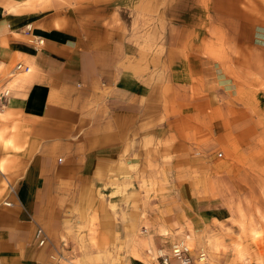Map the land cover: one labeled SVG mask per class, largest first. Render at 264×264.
Instances as JSON below:
<instances>
[{
    "label": "crops",
    "instance_id": "crops-1",
    "mask_svg": "<svg viewBox=\"0 0 264 264\" xmlns=\"http://www.w3.org/2000/svg\"><path fill=\"white\" fill-rule=\"evenodd\" d=\"M75 6L63 0H0V90L9 88L0 111V264H56L33 233L37 220L48 226L46 219H59L52 215L61 191L70 188L73 200L88 197L92 207L143 208L128 169L138 166L143 142L154 143L160 134L187 138L193 128L186 113L191 105L169 104L161 118L158 99L190 85L191 55L176 58L171 48L191 43L163 41L162 56L152 41L145 57L121 18L128 7ZM208 46V40L199 41L201 55ZM16 63L28 70L13 73ZM148 91L157 97L151 103ZM181 112L186 114L172 116ZM241 127L237 120L224 125L217 144L231 141ZM148 244L161 248L150 238ZM60 252L58 264H75L72 249Z\"/></svg>",
    "mask_w": 264,
    "mask_h": 264
},
{
    "label": "rangeland",
    "instance_id": "rangeland-1",
    "mask_svg": "<svg viewBox=\"0 0 264 264\" xmlns=\"http://www.w3.org/2000/svg\"><path fill=\"white\" fill-rule=\"evenodd\" d=\"M63 1L84 11L128 7L121 18L145 57L152 53V41L159 43L162 56L163 41L190 42L187 49L171 48L176 58L191 55L186 65L190 85L158 99L161 118L169 104L191 105L186 113L192 115L193 128L187 138L160 134L154 143L143 142L138 166L128 167L144 197L143 208L92 207L88 197L73 200L76 193L70 188L59 192L52 215L59 219H46L48 226L41 219L35 224L45 235L51 260L58 264L60 249H72L75 264H157L159 255L178 244L192 257L206 252L210 264L262 262L264 0ZM203 40L209 41L206 55L198 47ZM145 98L148 103L157 99L151 92ZM232 120L242 127L219 146L218 132ZM214 140V146L203 148ZM171 144L175 150H169ZM149 238L161 253L150 249Z\"/></svg>",
    "mask_w": 264,
    "mask_h": 264
},
{
    "label": "built area",
    "instance_id": "built-area-1",
    "mask_svg": "<svg viewBox=\"0 0 264 264\" xmlns=\"http://www.w3.org/2000/svg\"><path fill=\"white\" fill-rule=\"evenodd\" d=\"M37 43H41L40 40H36ZM28 67L25 65H22L21 63H16L13 66V73L17 71H27ZM12 73V74H13ZM9 95V90H0V109L5 105L6 99ZM218 157L221 155V153L216 154ZM60 161V159H58ZM7 205H9L7 203ZM36 244L38 246H42L45 242V235L41 231L40 228H36L33 234ZM159 264H208L205 255L202 252L197 253L194 257L188 254V252L181 246H178L177 244H173L170 247V253H163L158 256ZM68 264H74V263H68ZM258 264H264V260Z\"/></svg>",
    "mask_w": 264,
    "mask_h": 264
},
{
    "label": "bare ground",
    "instance_id": "bare-ground-1",
    "mask_svg": "<svg viewBox=\"0 0 264 264\" xmlns=\"http://www.w3.org/2000/svg\"><path fill=\"white\" fill-rule=\"evenodd\" d=\"M3 90L6 91V90H9V88L6 87V90H5V89H3ZM7 203H8V202L5 201V204H6V205H7ZM8 204H9V203H8ZM177 245H178V244H177ZM178 246H180V245H178ZM184 249H185V248H184ZM157 250H158L159 253L162 252V249H161V248H160V249H157ZM185 250H186V249H185ZM160 251H161V252H160ZM186 251H187V250H186ZM199 252H202V253L205 255L208 264H210L209 259L207 258L206 254H205L206 252H205V253H204V251H199Z\"/></svg>",
    "mask_w": 264,
    "mask_h": 264
}]
</instances>
